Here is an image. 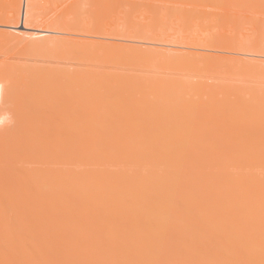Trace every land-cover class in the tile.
I'll return each instance as SVG.
<instances>
[{"label":"bare ground","instance_id":"1","mask_svg":"<svg viewBox=\"0 0 264 264\" xmlns=\"http://www.w3.org/2000/svg\"><path fill=\"white\" fill-rule=\"evenodd\" d=\"M121 2L105 0L115 10ZM165 4L160 11L151 5L159 13L166 9L169 18ZM169 4L180 11L171 10L175 18L207 11ZM156 17L151 20L159 28L165 17ZM16 18L1 19L0 39L22 42L26 51L27 45L32 52L45 46L70 55L147 59L176 70L264 73L260 38L252 37L258 50L237 47L244 33L237 38L234 27L221 34L212 23L217 38L208 39L219 37L217 48V42L205 47L182 38L185 44L174 45L152 28L147 31L156 38L142 42L138 34H119L111 20L108 26L99 22L103 31L85 33L57 30L58 23L56 29L29 24L22 13ZM33 67L0 71V107L8 109L0 113V125L10 116L0 126V264H264V89L219 74L190 77V71L172 80L139 69L80 76ZM163 85L170 86L166 93Z\"/></svg>","mask_w":264,"mask_h":264},{"label":"rangeland","instance_id":"2","mask_svg":"<svg viewBox=\"0 0 264 264\" xmlns=\"http://www.w3.org/2000/svg\"><path fill=\"white\" fill-rule=\"evenodd\" d=\"M69 1L70 0H51V1L50 0H0V14H1L0 15V21L2 19V21L9 20L10 22L11 21L12 22H16V19H17L16 18V13H22L23 16L25 17V19L27 20V22L28 21L31 22V23L29 22V24H33L32 22L34 20V22L35 21L37 22V23L35 22V25H37V26L40 25V26L44 27L46 25L45 27L50 26L49 28L55 27V29H56V26H57V30H60V29L62 30V27H63V30L65 32L66 31L70 32V31H73V30L74 31L75 30H77V31L79 30V31H83L85 33L87 31V33H89L91 27L93 29V30H91V32H94V30L96 32H98L97 30L100 28L99 25H102L101 24L102 23L101 20L102 21L104 20V24L105 25H107L105 23V21L107 22V21L111 20L112 25L114 27L116 26V30L118 29L117 31H118L119 34L121 33L122 36H128L129 33H130L131 35H129V37L133 35L134 38H136V36H137V35L135 36V34H138L137 38H139V41L142 40V42L150 41V38L152 40L154 38H156V36L153 34V31L155 30L154 32H158V33L160 32V34H163L161 32H165L166 33V34L164 33L162 36L160 35L162 37V39H161L160 36L157 35V39L159 38L158 40L161 39L162 41H165V42L166 41L169 42L171 40L169 43H173L174 45L176 43L179 44L178 42H180L181 40L187 41L186 44H189L188 42H190L192 40L190 42V44H192V45H200V46H205V47L207 45V41L211 37H212L211 40L213 38H215V37L217 38V33H216L217 31L220 32V33L225 31V33H228V34H232V32L234 31V34H232L234 36L236 34H238L239 32H241L240 34L244 33L242 35V37H241L240 34L237 35V36L240 35L237 38L240 39V37H241V39L238 41L239 44L237 43V41H235V44L236 43L238 44V45L236 44L237 47H240V48L244 47L243 49L250 50V51L256 50V49L258 50L259 49L258 45H255V44L253 45L252 44V43H254V42H252L253 41L252 37L254 39V36H256L255 39H257V38L259 39L260 38L259 41H261L262 42L261 44L263 45L260 49L264 50V40L261 38L262 33H263L262 37L264 38V20H263L264 17H262V20H260L261 22L259 21V18L261 19V16H264L263 15L264 10H262L263 7H264V1L263 0H220L221 2L217 0L219 2V4H217V1H215V0H209V2H207L208 0H206V1L203 0V2H200V3L198 1H197L198 2L197 3L196 0L195 1L192 0V3H190L191 1H188V0H187V3H185V1H182V0L181 1L180 0H171V1L170 0H144V1L142 0V2H141V0H121L122 1L121 4L119 3V5H120L119 7L120 8L119 9L117 8V10H115V8H116L115 4L114 5H112L111 3L106 4L105 0L97 1V2L95 0H85V1H82V4L80 3L81 2L80 0H72L73 2L72 1L69 2ZM107 1H110V0H107ZM124 1H128V2H126L124 4ZM129 1H131L130 4H127V3H129ZM151 1H153V2H151ZM242 1H244L245 3L243 4L242 9H241V7L239 9L238 7L241 6V4H242L241 2ZM250 1H252V2L253 1L254 2L257 1L258 3L256 2L257 4L255 3L256 5L255 4L253 5V3H254L253 2L251 4V5H253V7H250V5L248 4V2H250ZM112 2H113V0H112ZM114 2L116 3V1H114ZM132 2H133V4H132ZM134 2L137 3V4H135ZM143 2H146L147 4H149L151 2L150 5H147V7L149 6L150 8L149 7L146 8V3L143 4ZM157 2H158V5H157ZM174 2H175V4H174ZM222 2H223V5H222ZM139 3H141V4L138 5ZM160 3H163V4L166 3L168 5V9H171V10H173V9H172V7H169L170 6L169 3H173V5H172L173 7H174V5L175 6L177 5V6H180V7L182 6L181 7L182 9L186 5H187L186 8H188L189 6L191 8V6H192L191 10L190 9L187 10L188 12L189 11L193 12V9H195V8H197L196 10H198V7H199L200 10L203 7V9H205V10L207 9V11L205 12L206 14H200L201 11H199L200 13L198 11H195V14L201 15V16H196V17H194V15L191 16L189 13H186L187 15L188 14L190 15V17L189 16H187V17L185 16L186 19L181 17L183 15L182 12H181L182 15L179 13L180 15L177 16V17H179V19L177 17H176L177 18L176 19L173 16H174V14L176 12L177 13L180 12L179 10H177V9H179V7H178L177 9L174 8L177 11L173 10L174 14H172V15L170 14L171 10H169L170 11L169 12V16L170 17L166 18V16H164V14L166 15V12H167L166 9L164 10V12H162V10H161V13H159L160 6H161ZM211 3H212V5H211ZM238 3L240 5H238V7H236ZM87 4H88V6H87ZM142 4L145 5V7H143V9H141L142 8L141 7ZM151 4L153 6H155V7H157L159 9V11H157V9L155 7H153ZM213 4H215V6ZM234 4H236V5L233 6ZM116 5H118V4H116ZM138 6L140 8H138ZM200 6H202V7H200ZM254 6H256L257 8L261 7L262 9L260 8L259 12H258V10L254 12V10H256L254 8ZM33 7H35V9H33ZM77 7H78V9H77ZM215 7L217 9H219L217 11V13H216L217 15L214 14V11L217 10V9H215ZM234 7H236V8H234ZM30 8H32L34 10V12L33 11L31 12ZM162 8L163 7H161V9ZM166 8H167V6H166ZM79 9H80V11H79ZM203 9H202V11H203ZM208 9H209L210 12H208ZM77 10H78V12L76 13ZM243 10L247 11V12H244ZM9 11H10V15H11L10 19H12V20L9 19V13H8ZM261 11H263V12H261ZM25 12H27L28 14H25ZM157 12H158V14H157ZM252 12H254V13H252ZM72 13H73V17L71 16ZM79 13L82 15V17L80 16ZM2 14L5 15V17H7V15H8V19L7 18L3 19ZM43 14H47V15H45V17L46 16L47 17L45 18ZM191 14H194V13H191ZM39 15H40L41 18L39 17ZM167 15H168V13H167ZM244 15L246 17H242ZM55 16H57V17L59 16V18L57 19V17L55 18ZM70 16H71L72 19L75 18V20H77V21L74 22V20L70 19ZM156 16H159V18L161 17L162 20H164L163 18L165 17V20L162 21L163 23H165V24H163L164 26L161 25L162 22H161V19H159L160 22H161V23H158V24H160L159 28L156 25H155L156 28L154 27L153 24H155L156 21H155V19H153V20H151V19H152V17L154 18ZM171 16L174 19L173 18L170 19ZM257 16H259L258 19H256ZM65 17H66V19H65ZM247 17H248V19H247ZM48 18H51V19H48ZM52 18L56 19V21H54ZM79 19H81L82 21L79 20ZM168 19H169V21H168ZM57 20H59V21L57 22ZM91 20L93 21L94 25H92V21ZM129 20H131V22ZM132 20L134 22H137L136 26L138 25V22H139V25L137 27L134 25L135 28L139 30V32L135 28H133L132 31H130L127 28V25H130L132 23ZM200 20H203V21H200ZM49 21H50V23H48ZM80 21L83 23L82 24L83 27L84 26L86 27V30H85V27H84V29H83V27H81L82 25H81ZM150 21H151V24H150ZM152 21H154L155 23L152 22ZM166 21H168V22H166ZM6 22H8V21H6ZM90 22H91V24H89ZM99 22H100V24H99ZM128 22H129V24H128ZM253 22H255V23L253 24ZM256 22H258L257 23L258 28L255 29L254 26H255ZM55 23H58V25L56 24V26H55ZM212 23L215 24V26H213ZM259 23L261 24V26H260ZM17 24L19 25V27L21 26L20 28L22 29L21 22L17 21ZM148 24H150V25H148ZM79 25H81V26H79ZM97 25H98V28H97ZM151 25H153V26H151ZM216 25H217V27H216ZM93 26H95V28H93ZM132 26H133V24H132ZM160 26H162L163 29ZM165 26H166L167 29H169V31L164 29ZM212 26H213L214 30H215V27L217 29H219V30H222V31L217 30L214 33V34H216V35H214L215 37L213 36V34H211V33L214 32ZM248 26H250L249 29L247 28V30H244V28L246 29V27H248ZM59 27H60V29H58ZM218 27H220V28H218ZM124 28H126V30ZM151 28L153 30V31H151L152 33L148 32V31H150ZM100 29L103 31L102 28H100ZM255 30H257V31L254 32ZM124 31H125V33L123 35L122 32H124ZM128 31H130V32H128ZM167 31H168V33H167ZM235 31L237 33H235ZM183 32H184V34L186 32H188V35H187V33L184 35ZM56 34L58 36L59 33H55V34H53L51 36L55 37ZM181 34H183L184 36L181 35ZM197 34L200 35V36H197ZM59 35H63L64 36L65 34L61 33ZM192 35H193V37L188 38L189 36H192ZM232 35H229L228 38H230V36H232ZM259 35H260V37H259ZM42 36H44L43 33H42ZM63 36H58V37H63ZM66 36H67V34H66ZM141 36H143L144 38H142ZM194 36L195 37L197 36V37L195 38ZM147 37H149V38H147ZM140 38H142V39H140ZM220 38H223V40H224L223 36H220ZM87 39L92 40L91 38H85L84 40L86 41ZM232 39L235 40L236 37L235 38L233 37ZM175 40H176V42H175ZM211 40H209L208 42H210L211 44L213 42V44H214V42L216 43L219 40V37H218L217 41H214V40L211 41ZM13 41H15V40H13ZM35 41H36L35 45H37V43H38L37 42V38H36ZM80 41H81V39H80ZM184 41H181V43L185 44ZM86 42H88V40ZM247 42L249 43L248 45H247ZM21 43L22 42H20V43H18V45H16L17 42H16V44L14 42H12V43L8 42L7 43L6 40L2 41L0 39V71L2 70V72H3L4 69H7V65L8 66L12 65L13 67H15V68H11V69H14V71H16V69L19 70V67L21 65L31 66V67H33L32 65H35V66H43V67L45 66V68H47L46 66H51V67H54V68L55 67L56 68H60V69L63 68L64 70H75L80 76H83L86 71L103 72V71H127L128 70L127 72H130L131 69H134L133 73H136V74H138L137 73L138 71L141 74L142 73L143 74L144 73L147 74V76L149 74H150L149 76H151V75L154 76L156 74L157 75L159 74L158 76L156 75L157 78L172 79V77H173L175 80L176 79H181L185 75V73H186V77H188V75H190V74H192V76H197L195 74L201 73V74L207 75L208 77L210 76L211 79H212L211 76H217L216 74H219V76L220 75L226 76L225 78H227V80L229 79L228 81H230V79H231V81L235 80L236 83L243 84L242 86H244V84H245V85L250 86L253 89H259V91H262L264 89V73L247 74V73L236 72V73H232V75H231L230 73L229 74L228 73L225 74V73H222L220 71L218 72L217 70L191 69V68H190L191 70H189L190 71L189 72L188 71L189 68H177V70H176V69H172L168 65L157 64L156 62H153V61H150V60H147V59L141 60V59L132 58V57H122V56L109 57V56L93 55V54H87V53H83V55H75L76 53H74V55H70V54H65L63 50L61 52H59V51H57V49L54 50V49H51V48H49V49H51L52 52L47 51V50L44 51L46 49L45 46H41V47L40 46H35V47L33 46L34 47L33 49H35V50H34V52H32L31 50L28 51L29 50V48H28L29 46L27 45V43H26V45H27V51H26V50H24V48L26 49V46L21 45ZM23 43H25V41ZM210 43H208V44H210ZM219 43H221V42H219ZM219 43L217 42V44L219 46L217 48H221ZM203 44H205V45H203ZM217 44H215V45H217ZM250 44H251L252 47L250 46ZM38 45H39V43H38ZM140 46L142 47V44ZM256 46H257V48H256ZM211 48L209 47L208 49L210 50ZM213 48H216V47L214 46ZM208 53L209 54L213 53V51H210V52L208 51ZM31 54H33V55H31ZM248 59H250V58H248ZM262 60L261 61L264 63V59H262ZM14 65H16V66H14ZM35 66L33 68H35ZM43 67H41V68L43 69ZM21 69H22V67H21ZM26 69L27 68H25L24 70H26ZM135 69H139V70L138 71L136 70L137 71L136 72ZM187 73H188V75H187ZM228 75L231 76L232 78L231 77L228 78L229 77ZM192 76L190 75V77H192ZM174 79H172V80H174ZM166 81H164V82H166ZM209 81H210V79H209ZM164 86H168V87L165 88ZM169 87H170L169 85H163L162 89L160 91L162 93H166L169 90ZM0 108H2V109H0V113H3L2 110H4L5 107L1 106ZM5 110H4V113L7 112L8 109L5 108ZM9 111H8V113H9ZM6 116H5V122L3 121L4 124L5 123L8 124V122L10 121L9 120L10 116L7 117V118H6ZM7 119H8V121H7ZM4 124L0 125L1 128H2V125H4Z\"/></svg>","mask_w":264,"mask_h":264}]
</instances>
